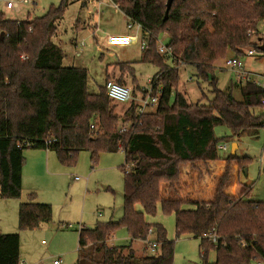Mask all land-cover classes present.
<instances>
[{"label": "trees", "instance_id": "trees-1", "mask_svg": "<svg viewBox=\"0 0 264 264\" xmlns=\"http://www.w3.org/2000/svg\"><path fill=\"white\" fill-rule=\"evenodd\" d=\"M111 1L142 28L147 40L142 62L159 70L151 82L157 107L140 115L133 101L122 120L105 89L115 80L107 76L100 91L92 94L87 70L64 66L66 56L54 42L58 26L72 3L86 7V0H60L58 8L33 20H10L0 13V198L22 199L28 149L55 153L65 168L75 167L81 152L90 154L93 168L102 155L122 152L123 218L79 229L76 264H174L175 241L168 239L163 225L146 220L159 211L175 216L176 239H201L205 264L212 251L215 264H264V203L250 201V186L238 197L227 194L232 164L242 175L251 159L238 158L232 151L226 157L219 153L221 141L264 128V88L238 78V102L231 91L234 85L222 91L216 78L219 62L226 68L229 58L242 60L249 50L264 54L259 43L264 42V0H175L167 20L168 0ZM161 36L168 37L166 48L174 60L159 53ZM186 66H194L197 80L211 88L213 99L207 104H191L179 92L180 69ZM120 68L131 75L133 97H146L147 90L136 86L134 70L125 64ZM122 80L115 82L126 86ZM219 126L230 136L217 138ZM210 161L227 163L213 201L183 198L178 192L182 166ZM52 220V207L39 204L35 193L20 205L21 232L37 231ZM122 229L132 242H144L153 231L157 255L137 260L131 246L110 248L109 239ZM211 236L217 237L216 244ZM20 248L19 234H0V264H21Z\"/></svg>", "mask_w": 264, "mask_h": 264}, {"label": "rangeland", "instance_id": "rangeland-1", "mask_svg": "<svg viewBox=\"0 0 264 264\" xmlns=\"http://www.w3.org/2000/svg\"><path fill=\"white\" fill-rule=\"evenodd\" d=\"M9 1L13 0H0V13H3L7 19L18 21L41 18L48 13L51 7L58 8L60 5V0H32L29 4L21 5L13 11H7L6 4ZM86 1L88 2L86 7H82L81 2L72 3L67 9L64 19L58 26V35L54 39V42L61 47L66 56L64 66L87 70V87L88 91L92 94H97L100 91V88L105 84L107 76H109L108 74H120L121 64L129 65L134 70L136 86L143 91L150 90V81L153 80L159 70L151 64L142 62L143 51L140 44L126 48L109 47L106 45L109 35L130 34V31L127 29L128 24L131 23L129 18L111 0ZM141 38L143 37L141 36ZM168 42L167 36H161L158 45L166 46ZM244 59H242V62L246 61ZM248 66L250 70L261 72L264 75V68L261 62H250ZM221 69H224L223 62L217 64L216 78L218 79V89L228 92L232 85H234V89L231 90L233 98L241 102V94L236 87L238 83L236 74L226 68L224 71H221ZM126 77L131 83V75L126 74ZM131 89L133 92L134 86ZM179 92L184 94L191 104L199 102L207 104L208 101L213 99L211 88L207 84H202L197 80L196 68L194 66L181 67ZM137 94L135 98L133 97V100L136 102L140 99L137 97ZM112 106L115 105L112 104ZM127 108L128 105L125 104L116 105V114L122 120ZM257 113L261 114V111L258 110ZM128 126L129 124L125 125V127ZM256 132L244 133L239 139L221 141L219 146H227V151L219 153L221 157H226L231 152L232 146L236 144L237 146L234 151L237 153V157L251 159L250 164H248L246 170L241 175V179L242 182L252 189L250 201L264 203V128ZM215 135L221 139L225 136H230V132L226 127L219 126L215 128ZM28 151L30 150L25 151V154ZM55 157L57 159L56 155ZM124 165L125 156L122 152L103 155L95 168H93L91 163L90 154L88 152H81L77 165L74 167L77 171H74L71 174L72 176L68 177L69 184L70 182H74L71 180L73 177L85 179L83 180V184L82 182H75V184H82L81 187H76L69 192L67 186H62L59 188L61 189L59 192L47 193L45 195L46 199L50 203L55 204V207L52 205V223L37 231L19 232L22 241L21 248L25 257L33 262H37V264H53L54 261L59 260L58 258H62L63 264H75L78 260L77 230L79 227L74 224L72 229L70 227L68 229L63 228L64 222L62 217L68 219L79 217L80 222L83 215H85V222H81V224L89 229L94 228L97 223L118 222L122 219L124 215L125 183L124 175L120 168ZM207 169L205 166L200 167L198 165L192 167L195 176H199V174L203 175V170ZM91 174L94 175L90 183ZM246 174L248 176H245ZM233 177L234 175L231 171V181ZM86 180H88V183H86ZM193 180L194 178H191V183L193 182L195 186L196 184H201V180ZM218 182L219 180L216 183V188ZM211 184L212 182H209L207 183V188L203 191L202 189L199 190L202 191L201 196H208L207 192H211L209 188ZM190 187L192 189L191 192L194 193V187L192 185ZM182 193L183 195L185 194L184 197L186 198L190 195V192ZM28 195H25V197L27 198ZM138 210L141 211L140 206H138ZM153 221L163 225L167 230L168 239L175 241L174 264H205L200 249L201 239H197L191 235H184L176 239L175 216H166L159 211L157 216L153 218ZM86 223L88 224L86 225ZM149 240L150 242H154L155 238L151 236ZM128 242L129 236L122 229L115 233L112 244L118 247ZM143 246L141 242L136 243L134 249L140 252V248ZM72 249L75 250L66 256L62 254L63 251ZM139 252H137V255H139ZM140 254L144 257H155L157 252L154 253L148 249L147 251L140 252ZM216 259V252H210L207 264H215ZM253 264L262 263L254 262Z\"/></svg>", "mask_w": 264, "mask_h": 264}, {"label": "crops", "instance_id": "crops-1", "mask_svg": "<svg viewBox=\"0 0 264 264\" xmlns=\"http://www.w3.org/2000/svg\"><path fill=\"white\" fill-rule=\"evenodd\" d=\"M128 35H131V31H130V34L116 35V36H128ZM109 36H115V35H109ZM259 43H260V48H262L264 46V42L259 41ZM244 58L246 59V61H243L245 72L252 74V75H255V76H262L263 75V73H261V72H256V71L250 70L248 65H250V62L256 63L259 61L263 64V68H264V54L257 52L254 56H251V57L247 56ZM244 62H246V63H244ZM108 75L112 78V80H115V81L123 79L122 81L124 82L125 85L133 88V84L129 82L128 78L126 77V74L123 73L122 70H121L119 75H117L115 73L108 74ZM236 77H237V75H236ZM237 80L239 81L238 77H237ZM29 150L30 151H28L25 154L26 165L23 169V174H22V190H23L22 199H20V200H4V199L0 198V234H4V235L19 234V232H20L19 226H18L19 208H20V205L22 203L26 202L27 198L25 197V195L35 193L36 197H37V202L39 204H45V205L51 204L50 205L51 207H52V205L55 207L54 203H50L46 199L45 195L47 193L59 192L61 190L59 188H61L62 186H67V189H69V192H71L74 188L81 187V185L83 184V180H85L82 178L80 180H76V178H78V177H73L71 180L74 182H70V184H69L68 183V177L72 176L71 174H73L74 171H77V169L75 170L74 167L73 168L62 167L60 165V163L57 161V159L55 157V153H53V152L42 151V150L38 151L35 149H29ZM238 150H239V147H238ZM78 160H79V157H78ZM82 163H83V159H82ZM195 165H198L200 167L205 166L208 169L203 170V172H204L203 175L199 174V176H195L194 171H192L191 165H183L181 168V181L179 184L178 192L180 193V195L183 198H185L191 202H198V201L210 202V201H213L215 194H216V183L219 180V178L222 176V174L224 173V171L227 167V163L225 161H210V162H199ZM110 168L113 169L112 167H110ZM231 169H232V174L234 175V177L232 178V181L230 182V185L228 186L227 194L232 196V197H238L241 194V192L243 191L244 187H246L247 185L244 182H242L240 170H239V167L236 163L232 164ZM93 175L94 174H91V176H90V180H89L90 183L92 182ZM245 176H248V175L246 174ZM191 178H194V180L195 179L201 180V184H196V186H195V184L193 182L191 183ZM75 182H77V183L82 182V184H75ZM209 182H212V184L209 186L211 192H207L208 196H201L202 191L208 187L207 183H209ZM86 183H88V180H86ZM105 184H107V183H105ZM191 185H192V187H194V191L197 192L196 194H194L195 192L194 193L191 192V190H192L190 187ZM200 189H202V191H199ZM163 192H164V194H166L167 185L163 186ZM181 192H185V193L190 192V195H188L189 197L186 198V197H184L185 194L183 195V193L181 194ZM52 210H53V207H52ZM137 210H138V207H137ZM141 211H142V209H141ZM84 218H85V215H83L81 221L79 222V217H76L74 219H68V218L62 217V220L64 222L63 228L68 229L70 227V229H72V226L74 227V224H76L79 227L77 230V234H78L79 229H81V228L89 229L85 225L81 224V222H85ZM150 219L151 218H146V220L149 224H159V223L154 222L153 218H152V220H150ZM87 224L88 223H86V225ZM45 226H48V225H45ZM45 226H43V227H45ZM94 228H92V229H94ZM50 230H51V228H50ZM114 235L109 239V241L107 243L110 248L117 247L114 244H112ZM152 237L155 238V234ZM20 238H21V235H20ZM140 242L143 243V245H144L143 247L140 248V252L147 251L148 249H147V246L145 245L144 242H142V241H133L132 242L130 238H129V242L127 244L122 245V246H118V247L131 246L132 250L135 254L136 259L139 260L142 258H146L140 254L139 250L134 249V245L136 243H140ZM154 242L156 243V239L154 240ZM21 243H22V241H21ZM74 250L75 249L65 250L62 252V254L66 256L67 254H69L70 252H73ZM78 250H79V234H78L77 252H78ZM137 252H139V255H137ZM126 253H128V250L125 251V254ZM20 254H21V264H37V262H33L30 259H28L27 257H25L24 252L22 251V248H20ZM58 259L62 261V258H58ZM62 263H63V261H62ZM76 263H77V261H76Z\"/></svg>", "mask_w": 264, "mask_h": 264}, {"label": "built area", "instance_id": "built-area-1", "mask_svg": "<svg viewBox=\"0 0 264 264\" xmlns=\"http://www.w3.org/2000/svg\"><path fill=\"white\" fill-rule=\"evenodd\" d=\"M32 0H13L9 1L6 4V10L7 11H13L15 8L29 4ZM128 30L131 31V35L128 36H109L107 39L106 45L109 47H117V48H126L131 47L134 45L141 46L142 51L147 48V40L145 37L141 38V36H145L143 34L142 28L140 25L134 23L131 21L130 24L127 26ZM260 38L264 41V30H262L260 34ZM158 51L161 55L165 56L169 60H174V55L172 52L168 51L166 46L159 45ZM255 52L253 50H249L247 52V56L251 57L254 56ZM225 66L228 70L235 73L237 77L242 81H251L257 86H260L264 88V75L262 76H255L252 74H249L245 72L244 65L241 59H235V58H229L225 62ZM150 81V85H151ZM106 93L108 98L111 100V102L114 105L118 104H125L130 106L132 104L133 100V92L132 89L128 86H123L115 81H108L105 86ZM152 88L147 91V96L137 101L138 106V114L143 115L148 112H152L157 107V104L159 102L158 97H152ZM264 103V102H263ZM127 127H123V131H125ZM50 144L49 142L47 143ZM219 149L223 152L227 151V146L221 145L219 146ZM76 180H80V178H76ZM153 231H149L148 238L144 241V243L147 246V249H150L152 252H156L158 249V245L155 242H150V237L153 236ZM210 240L213 244H216L217 237L211 236ZM54 264H63L61 260H56Z\"/></svg>", "mask_w": 264, "mask_h": 264}, {"label": "water", "instance_id": "water-1", "mask_svg": "<svg viewBox=\"0 0 264 264\" xmlns=\"http://www.w3.org/2000/svg\"><path fill=\"white\" fill-rule=\"evenodd\" d=\"M175 0H168V2H167V10H166V13H165V20H167V18H168V14H169V11H170V9H171V7H172V4H173V2H174ZM2 37H3V35H1ZM261 51H263L264 52V46L261 48ZM236 144H234L233 146H232V149H231V151H232V154L234 155L235 154V148H236ZM246 173H247V171H245Z\"/></svg>", "mask_w": 264, "mask_h": 264}]
</instances>
